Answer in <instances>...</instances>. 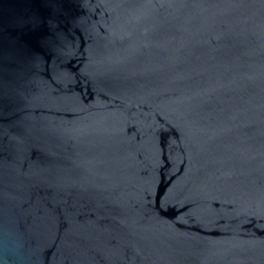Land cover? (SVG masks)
<instances>
[{"label":"water","instance_id":"water-1","mask_svg":"<svg viewBox=\"0 0 264 264\" xmlns=\"http://www.w3.org/2000/svg\"><path fill=\"white\" fill-rule=\"evenodd\" d=\"M0 264H264V0H0Z\"/></svg>","mask_w":264,"mask_h":264}]
</instances>
